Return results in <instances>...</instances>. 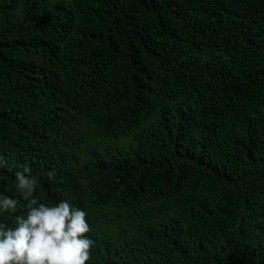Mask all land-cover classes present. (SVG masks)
<instances>
[{
  "label": "trees",
  "instance_id": "trees-1",
  "mask_svg": "<svg viewBox=\"0 0 264 264\" xmlns=\"http://www.w3.org/2000/svg\"><path fill=\"white\" fill-rule=\"evenodd\" d=\"M0 156L86 264H264V0H0Z\"/></svg>",
  "mask_w": 264,
  "mask_h": 264
},
{
  "label": "clouds",
  "instance_id": "clouds-1",
  "mask_svg": "<svg viewBox=\"0 0 264 264\" xmlns=\"http://www.w3.org/2000/svg\"><path fill=\"white\" fill-rule=\"evenodd\" d=\"M7 166L0 156V170ZM38 178L27 166H18L14 188L26 202L24 214L16 198L0 193V217H12V225L0 222V264H86L93 241L86 212L67 201L49 205L35 195Z\"/></svg>",
  "mask_w": 264,
  "mask_h": 264
}]
</instances>
